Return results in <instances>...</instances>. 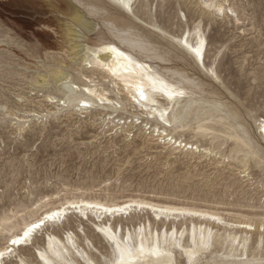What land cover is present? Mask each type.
Wrapping results in <instances>:
<instances>
[{"label": "rangeland", "instance_id": "rangeland-1", "mask_svg": "<svg viewBox=\"0 0 264 264\" xmlns=\"http://www.w3.org/2000/svg\"><path fill=\"white\" fill-rule=\"evenodd\" d=\"M83 1L93 7L90 20L96 23V32L80 37L82 43L95 47L114 40L107 26L113 23L149 45L160 57L153 64L186 74L195 87L199 84L200 92L182 119L186 129L174 134L206 149L175 150L149 134L148 128L127 130L125 125L112 130L113 124H104L98 111L82 113L75 104L57 107L47 101L50 95L66 100V89L55 79L60 69L76 84L83 80L61 22L66 19L44 0H0V217L8 213L13 224L35 211L37 203L45 204L46 196L55 201L85 194L105 201L146 198L217 210L228 219L264 222V152L254 147L255 143L264 147V0H218L224 7L219 13L198 1L133 0V11L143 23L121 15L103 0ZM196 29L207 38L209 72L196 68L187 52L169 38L191 32L193 39ZM118 114L131 119L129 112ZM134 216L113 221L119 236L126 234L127 239L128 228L134 232L146 223L150 241L175 228L178 239L188 245L189 231L195 229L196 239L205 235L209 239L199 264L261 259L263 230ZM95 226L93 217L80 220L72 214L48 231L61 239L64 229L73 232L81 260L64 250L70 264H96L113 248L97 235ZM44 235L45 231L38 234L35 245L44 247ZM20 259L40 264L31 246L17 250L11 264ZM177 264H186L185 256L178 253Z\"/></svg>", "mask_w": 264, "mask_h": 264}, {"label": "bare ground", "instance_id": "bare-ground-1", "mask_svg": "<svg viewBox=\"0 0 264 264\" xmlns=\"http://www.w3.org/2000/svg\"><path fill=\"white\" fill-rule=\"evenodd\" d=\"M44 1H46L48 7L55 8V11L61 13L62 16L59 17L66 19L65 22L61 21L64 26L65 36H69V45L72 53L80 61L79 64L82 69L81 76L83 77V80L79 84H76L69 73L67 74L60 69L55 74V79L61 81L63 89H66V100L62 101L57 96L50 95L47 101L57 107L75 104L78 107L77 109L82 113L98 111L99 114L103 115L101 118L104 124L110 122L113 124L112 130L116 129L118 131L124 129L125 125L127 126V130H131L132 128H138L139 130L148 128L150 130L149 134L156 136V139L160 140L164 146L172 147L175 150L187 149L201 152L206 149L191 141H185L174 134V132L176 133L186 129V123L182 119L190 104L194 102L195 94L200 92L198 90L199 84L196 86L197 89L194 84L195 81L188 78L189 76L186 77V74L183 75L182 72L179 73L173 68L166 67L167 69H165L153 64V60L160 57L148 49L149 45L147 44L146 47L145 43L143 44L140 40L143 47H131L133 42L140 41L133 36L130 30L121 29L113 23H107V26H109V30L114 34V40L101 41L95 47H92V45L89 46L87 43H82L83 38L80 37L90 36L96 32V23L90 20V14L94 12L93 7L90 8V4L88 5L83 0ZM103 1L113 5L121 15L143 23L133 11V0H130L131 12L119 6L116 0ZM191 1H198L205 8H213L217 13L224 12L223 4L218 2V0ZM151 29L161 31L156 26H153ZM190 36L191 32L182 37L169 35V38L187 52L196 68L200 71L209 72L210 69L206 64L208 44L205 34L198 29L195 32V38L190 39ZM195 49L200 50V55L196 54ZM121 52L124 55H120ZM96 74L100 76L99 81L96 80L98 78L95 76ZM180 92H183L184 95H179ZM141 93L144 98H142ZM120 112H129L131 119L129 117L126 119L118 117V113ZM29 115L36 114L31 113ZM19 120L26 121L24 118H20ZM262 132L264 133V128L261 130ZM254 147L256 151L264 152V147L258 143H255ZM206 151L209 150L207 149ZM45 198V204L41 205L37 203L34 208L35 211L27 217H22V220L19 222L10 224L13 217L9 216L8 213L0 217V235L3 236V241L0 243V250H6L8 246H11V240L16 239L18 235H22L23 230L32 223H37L38 218L43 219L45 216L56 212L61 214L59 218L46 221L45 225L36 230L26 243L19 246H12L13 256L17 250L31 246L33 248V254L40 264H70L69 261H66L68 257H65L64 250L68 253V256L74 254L77 259L81 260L79 255L81 250L75 245L71 230L64 229V237L62 239L57 234L48 231L49 226L64 224L72 214L80 220H83L84 216H87V218L93 217L96 220L95 232L107 240V243L112 248L116 241L132 246L137 250L143 245L145 250L144 256L139 260L133 257L130 264H177L178 253L185 256L186 264H190V259L187 255L189 251L199 253L197 257V264H199L203 253L207 251V247L204 248L203 245H208L209 243L206 235L204 238L200 237L196 239V230L191 229L188 235L189 239H192V242L191 244L185 245V243H182L178 239L179 231L175 228L171 234L170 231H165L161 236L159 233L157 236L153 235L152 241H150L146 234V223H140L134 232H132L131 228H128L127 239L126 234L119 236L117 231L118 227L113 228V221L122 217L132 216L133 214H135L134 217L136 218L148 214L154 221H172L176 223L182 220L185 222L192 220L225 225L247 232L257 229L264 231V222L255 224L250 219H228L222 212L217 210L158 202L146 198L123 197L114 201H105L86 196L85 194L59 198L55 201H51V196H46ZM72 204L80 205L79 210L70 209L68 206ZM89 204L101 205L102 207L89 209L87 207ZM142 204L151 205V207L142 208L140 207ZM122 205H132V207L126 209L124 212L115 214L106 213L103 210L105 207L113 208ZM196 212L200 213V215L188 214ZM13 213L15 217H19L20 215L15 211ZM213 216L217 217V219H212ZM150 222L149 225H151ZM119 228L122 229L121 227ZM44 231V247L35 245L36 237L40 232ZM133 235H135V243ZM154 250H158L160 253H171V255L158 257L153 255ZM42 255L44 257L43 259H41ZM13 256L6 257V259H11ZM21 262L25 264L23 259H20L16 264H21Z\"/></svg>", "mask_w": 264, "mask_h": 264}, {"label": "snow or ice", "instance_id": "snow-or-ice-1", "mask_svg": "<svg viewBox=\"0 0 264 264\" xmlns=\"http://www.w3.org/2000/svg\"><path fill=\"white\" fill-rule=\"evenodd\" d=\"M116 3L127 9L129 12L132 11V7H131V3L130 0H116ZM221 11H223V9H221ZM131 47L136 48V47H143L141 42H133ZM113 51H115V49H113ZM196 54L200 55V50L199 49H195ZM120 55H124L123 52L120 53ZM179 95H184L183 92H180ZM142 98L143 94L141 93ZM163 118V117H161ZM169 139H171V137H169ZM261 167H264V163L261 164ZM70 209H75V210H79L80 205H76V204H72L70 206H68ZM87 207L89 209L92 208H100L102 207L101 205H93V204H89L87 205ZM132 205H122L119 207H113V208H108L105 207L103 210L106 213H118V212H124L126 209L131 208ZM140 207L144 208V207H151V205H145L142 204L140 205ZM155 210V209H154ZM178 211V210H177ZM183 214V213H181ZM189 215H200V213L196 212V213H188ZM60 213L56 212V213H52L51 215L45 216L43 219H39L38 218V222L37 223H32L29 227H27L26 229L23 230V234L22 235H18L16 239L11 240L10 245L8 246L6 250H0V264H11V260L10 259H6V257H12L13 256V247L12 246H19L23 243H26L33 235V233L40 229L42 226L45 225L46 221L48 220H53V219H57L60 217ZM212 219H217V217L213 216ZM208 245H203L204 248H206ZM158 248V246H157ZM145 254V250L143 245L140 246V248L134 249V247L132 246H128L127 244H122L120 241H116L114 243V247H113V253L111 255L106 256L103 261L101 260H97L96 264H130V261L133 257H136L137 260H139L140 258H142ZM153 255L156 256H170L171 253H160L158 250H154L153 251ZM187 255L189 256L190 259V264H197V257L199 255L198 252L196 251H189L187 253ZM43 255L41 256V259H43ZM21 264H23V262H21ZM89 264H91V262H89ZM247 264H264V248H262L261 250V259L259 261H257L255 258H253V260L248 261Z\"/></svg>", "mask_w": 264, "mask_h": 264}]
</instances>
